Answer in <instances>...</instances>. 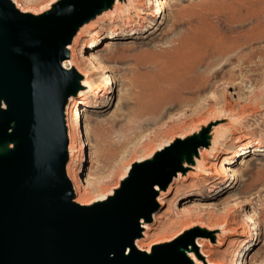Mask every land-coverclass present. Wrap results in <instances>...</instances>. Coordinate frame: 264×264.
Listing matches in <instances>:
<instances>
[{"label":"water","instance_id":"water-1","mask_svg":"<svg viewBox=\"0 0 264 264\" xmlns=\"http://www.w3.org/2000/svg\"><path fill=\"white\" fill-rule=\"evenodd\" d=\"M111 3L62 0L33 16L0 0V145L15 143L0 155V264H190L177 243L147 255L134 241L156 211L155 186L167 188L183 156L191 163L209 146L208 129L134 165L114 197L74 203L65 109L82 87L63 62L78 29Z\"/></svg>","mask_w":264,"mask_h":264},{"label":"rangeland","instance_id":"rangeland-1","mask_svg":"<svg viewBox=\"0 0 264 264\" xmlns=\"http://www.w3.org/2000/svg\"><path fill=\"white\" fill-rule=\"evenodd\" d=\"M18 1L39 8L50 0ZM159 3L161 2L156 5ZM166 3L168 4L166 21L162 20L163 14L146 25L144 31L139 34L122 39H103L94 51V55L105 66L104 73L109 74L112 79V94L108 96V100H104L105 109L94 108L90 109L89 113L81 115L84 120L88 118L91 135V146L86 147V160L88 161L89 154L95 149L97 154H93L92 162L84 164L79 172L82 195L77 194L75 198L79 195L82 198L91 197L88 204L92 203L98 191L103 192L108 188L112 192L110 189L116 182L118 183L116 188L119 186L121 183L119 175L127 162L129 166L123 176L130 167L136 165L138 157L149 148L154 149L151 155L157 152L160 154L170 145L174 146L193 135H200L204 126L216 121L218 117L224 118L226 121L217 122L225 124L223 132L228 129L235 131L233 135L232 133L228 135L227 146L237 149L238 138L243 141L245 137L244 140L252 142L255 147L248 150L246 155L238 156L236 164L231 166L239 174L238 183H234V188L224 193L200 189L187 190L177 207H189L191 202L197 200L214 203L216 207L218 205L217 208H213L214 210L196 212L191 218L195 220L197 218L195 216L202 217L205 221L211 220V224L215 225L217 217L225 218L231 212L233 215L232 210L242 205L239 213L235 214L237 220L240 222L239 216L244 217L246 213L254 215L258 225L256 228L251 226L252 235L259 236L257 242H252V246L247 245L242 249L238 263H241L242 256L246 255L244 257L246 263L264 264V151L259 152L256 148L258 141L264 144V107L261 106L264 102V0H166ZM135 9L136 2L134 9L126 13L127 15L117 16L119 18L105 23L106 28L123 30L122 24L134 16ZM107 16L109 15L105 17ZM106 21L107 19L104 22ZM161 21L164 23L161 24ZM180 39L190 40L194 49L206 54L205 61L191 66V70L184 78L185 84L189 87L201 83L200 86L204 90L200 96L196 95L197 97L191 100H188L189 96L181 94L177 97L163 96L149 110H141L138 106L141 79L144 82L153 79L143 77L144 71H154L150 64L167 68L170 62L166 57L172 53L175 41ZM83 54L87 55V52ZM202 73L208 79L206 83L199 79ZM86 81L87 77L85 83ZM96 82L97 86L104 88L100 80L96 79ZM90 88L89 91L93 92L92 86ZM160 89L166 90V87L162 86ZM80 99L81 97L74 100L80 102ZM257 107H261V110H257ZM252 108L255 110L250 114ZM123 116L125 120L121 121ZM180 131L183 132L182 135L176 137L178 140L174 139ZM170 136L173 138L167 141L166 146L162 145L155 149L159 142H164ZM90 147H93L91 152ZM200 149L206 150L205 147L199 148L191 162L197 165L200 163V172L197 176L203 175L205 170L203 157L201 156V159L199 157ZM183 162L187 163L186 159ZM190 173L194 172L189 171L188 175ZM188 175L183 181H189ZM163 211L164 208L158 211L156 217ZM183 218L174 215L172 222L161 226H157L154 221L151 226L157 229L154 232L150 231L153 234L152 238L154 239L157 234L173 235L176 231L175 237L161 242L174 241L186 233L197 237V241L204 239L212 246L216 244L218 234L215 228L209 230L200 227L201 229L195 230V225L188 224L180 232L181 223L186 219ZM141 242H145V239L139 243ZM241 245L237 243L231 251H239Z\"/></svg>","mask_w":264,"mask_h":264},{"label":"bare ground","instance_id":"bare-ground-1","mask_svg":"<svg viewBox=\"0 0 264 264\" xmlns=\"http://www.w3.org/2000/svg\"><path fill=\"white\" fill-rule=\"evenodd\" d=\"M10 1L14 4L15 8L19 10L21 13L31 14L33 16H40L48 13L55 4H57L62 0H50L46 4L39 6V8L38 7L34 8L30 6L28 3L22 4L18 0H10ZM135 2H136V9L133 13L134 16H131L130 18H128L129 19L128 21L122 24V26L124 27L123 30H108L106 28L105 23L111 22V19L119 18L117 16L127 15L130 11H132L134 9ZM158 2L161 3H159V5H156ZM158 6L161 7L159 9L158 8L155 9ZM167 7L168 4L166 3V0H161V1L160 0H112V3L109 7L105 5L104 9L100 13L96 14L95 18L91 22L81 26L78 29L71 43L66 48L68 59L63 62V67L66 70H74L77 74L81 76L80 85L82 87V89L79 91L76 97V98L81 97V99L79 100L80 102H78V100L75 101L74 99L76 98L69 99V101L73 100L75 106L72 110L74 115V118H72L73 119L72 125L71 126L68 125L69 161L66 166V173L70 180L74 193V203L77 204L78 206L92 207L99 202H103L114 197L115 192L118 189H120L122 182L128 178L130 171L133 168V166L130 167L127 173L125 174V176H123L124 175L123 173H125V171L127 170L129 163L127 162V165L125 164L124 167L122 166L123 169L119 175V177H121V183L119 184V186L116 188L118 184L116 182L115 184H113V187L110 189L112 190V192H110L108 188L107 190H103V192L98 191L96 198H94L95 201H93L92 203L88 204L89 202H91V197L82 198V196H80L82 195L80 194L82 183L80 182L79 172L81 171L84 164L92 162L91 160L93 158H91V156H93V154L94 155L97 154V152L95 151L96 149L94 150V152H91L93 151L92 150L93 147L92 148L90 147L89 151L91 153L89 154L88 161L86 160V147L91 146V141H90L91 135H90L88 118L86 117L85 120L81 118L80 120L77 116L78 115L83 116L84 114L89 113L90 109H94V108L100 110L105 109L106 103L104 100H108L109 99L108 96L112 94V87H111L112 79L109 76V74L104 73L105 66L94 55V51L97 48L98 43L101 42L103 39L106 40H113L114 38L122 39L139 34L140 32L144 31L146 25H148L149 23L151 24V21L160 18L161 15L163 14H164V18L162 20L165 19L166 21L165 16L167 13ZM110 14H114V15H110ZM106 15L109 16L105 17ZM101 18L104 19L97 21ZM106 19L107 21L104 22ZM162 23L164 22L161 21V24ZM190 42L191 41L188 39H180L175 41V46L173 48L172 53L170 52L171 54H168L166 57L170 62L167 68L162 67L161 65L157 67V65L153 66L152 64H150V66L154 67L155 73L154 71L152 72L144 71L143 77L145 78L151 77L153 79L147 82H144L143 79H141V86H139L141 89L139 92V100H138V106L141 110L143 111L149 110V108L152 105H154L156 102H158L163 96L177 97L181 94V95H186V97L189 96L188 100L195 99L197 97L196 95L200 96L201 92L204 90L200 86L201 83L197 84L194 87H189L188 85L185 84L184 78L188 75L189 71L191 70V66L193 67V65L201 64L205 61L206 54L205 53L202 54L200 51L194 49L192 43ZM78 47L79 50H77ZM84 52L85 53L87 52V55H84L83 54ZM149 73H154V74L150 75ZM97 74L100 75L97 77H93ZM86 77H87V81L85 83ZM96 79L97 81L100 80V84L104 86L103 89L102 87L97 86ZM199 79L201 82L204 83L208 81L204 73L201 74ZM88 82L90 86H92L93 92L89 91L91 90V88ZM162 86H165L166 90H161L160 88ZM263 104L264 102L261 103L262 107H264ZM260 108L261 107H257V110L258 109L261 110ZM253 110L255 109L252 108L250 114H253ZM122 120L123 121L125 120L124 116L122 117L121 121ZM222 121H226V120L224 118L218 117L216 121H212V123L204 126V128L202 129V130H206V129L209 130V134L207 135V141L209 143V146L206 148L207 151L205 149H200L201 153L199 151V157L200 159L201 156L203 157V162L205 164V170L203 171V175L197 176L198 172H200L199 171L200 163H198V165L195 162L189 163L187 161L186 156H183L182 158L183 171H179L176 174V176L172 179V181L170 182L167 188L162 189L158 185L155 186L154 191L156 193L155 202L157 208L156 211L151 216V221H146L145 219L140 220L141 233L140 236L134 241V247L138 252L151 255L154 247L157 246L164 247L166 245L177 243L178 241L177 243L178 249L180 250L181 253L184 254V256L186 257V259L189 261L190 264H201L203 262L205 263L207 262V264H251V262L246 263V261L244 260V257H246V255L242 256L243 259L242 262L240 261L241 263H238V261L239 258L241 257L240 254L242 249L247 245L252 246L253 241L255 242L258 241L259 235L256 234L255 235L256 237H254L252 235V230H251V226L252 227L257 226L258 221L255 220L254 215H251L250 213H246L244 217L242 215L239 216L241 218L239 222V220H237L236 218L237 215L236 212L239 213V211L242 208V205H238V207H236L235 205L236 209L232 210L233 215H231L232 213L231 212L230 214H227L225 218L223 217L218 219L217 217V220L215 221L216 222L215 225L211 224L212 223L211 220L205 221L203 220L204 218L202 217L200 218L198 216H195L197 217V218L194 217L195 220L191 218L192 216H194L192 214L196 212L200 213V211L202 210L207 211V209L215 208L216 204L214 203L197 200L191 202L189 207H177L182 202V201L180 202V198L183 197L184 193H186L187 190L200 189L203 191H209L213 193L215 192L224 193L233 189L234 183L235 184L236 182L238 183L239 174L237 173V170H235L231 166L236 164V158L238 156L246 155L248 150L253 149L255 147L253 146L252 142H248L247 140H244L245 137H243V141L242 139L238 138L237 149L232 148L231 146H227L226 141L229 139L230 136L229 134L232 133L231 135H233L235 131L234 129H228L225 132H223V126L225 124L223 123L217 124V122H222ZM79 123L80 125H82V123L85 125L84 127L85 136H86L85 140H83V137L82 139H80L79 135L76 133V129ZM229 124L231 123L229 122ZM182 133L183 132L181 131L180 133L178 132L174 136V139L178 140V138L176 137L182 135ZM171 136L168 139H165L164 142L162 141L159 142L157 144V147H155V149L162 145H165L169 139L173 138ZM198 136L199 135L196 136L193 135L192 137L189 138L190 139L194 137L198 138ZM14 146L15 143H9V142L0 145V155H6L14 148ZM170 147H172V145H170ZM256 148H258L259 152L264 151V144L258 141V143H256ZM152 150L154 149L149 148L148 151H145L144 154L142 153V155L138 157V160L134 159L137 160L136 164L152 161L156 156L159 155L158 152L154 155H151L153 153ZM184 159H186L187 163L183 162ZM90 168L91 167H89V169ZM189 171L194 173H190L191 175L190 174L188 175ZM187 175L189 177L188 178L189 181L185 182L183 180L187 178ZM77 194L80 195L75 198ZM163 208H164L163 213L156 217L158 211H161ZM174 215L182 216V218L183 217L186 218L185 221L181 223L182 225L180 228V232L182 228L184 226H187L188 224H189L188 226L195 225L196 226L195 230L201 229L200 227H205L209 230L215 228L216 229L215 232L218 234L217 235L218 240L216 244L212 246L204 239L197 241V237L193 236L194 242L186 245L187 241L191 237L190 234H186V233L176 238L174 241L161 242L162 240H170L171 238L175 237L176 231L173 233V235H168V236H167L168 233H166V235L164 234L159 236L157 234V236L153 239L152 238L153 234L150 233V231L154 232L157 229L156 227L151 226L153 222L155 221V224H157V226H161L163 224L172 222L171 219ZM143 239H145V242L139 243ZM237 243L242 244L241 249L239 251L232 252L231 248H233V246H235ZM251 260L253 261L254 257L251 258Z\"/></svg>","mask_w":264,"mask_h":264},{"label":"built area","instance_id":"built-area-1","mask_svg":"<svg viewBox=\"0 0 264 264\" xmlns=\"http://www.w3.org/2000/svg\"><path fill=\"white\" fill-rule=\"evenodd\" d=\"M74 106H75L74 105V102L70 100L68 102L67 106H66V109H65V120H66L67 129H68V125L71 126L72 125V122H73L72 121L73 120L72 118H74V115H73L72 110H73ZM77 117L79 118V117H82V116H79L78 115ZM80 126L82 127V129H81ZM84 127H85V125L83 123H82V125H80V123H79V125L77 126V129H76V133L79 135L80 139H82V137H83V140H85V137H86L85 136V128ZM82 134H83V136H82Z\"/></svg>","mask_w":264,"mask_h":264},{"label":"snow or ice","instance_id":"snow-or-ice-1","mask_svg":"<svg viewBox=\"0 0 264 264\" xmlns=\"http://www.w3.org/2000/svg\"><path fill=\"white\" fill-rule=\"evenodd\" d=\"M0 107H3V105H0ZM177 243H178V241H177ZM124 251H125V249L122 247L121 248V253L123 254ZM131 251H133V250L131 249V247H129V254L131 253Z\"/></svg>","mask_w":264,"mask_h":264}]
</instances>
